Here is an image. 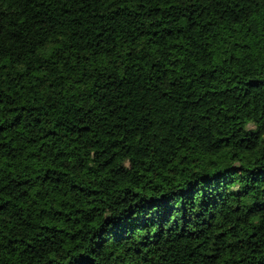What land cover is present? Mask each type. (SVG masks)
Listing matches in <instances>:
<instances>
[{
	"label": "trees",
	"instance_id": "obj_1",
	"mask_svg": "<svg viewBox=\"0 0 264 264\" xmlns=\"http://www.w3.org/2000/svg\"><path fill=\"white\" fill-rule=\"evenodd\" d=\"M0 264H264V0H0Z\"/></svg>",
	"mask_w": 264,
	"mask_h": 264
}]
</instances>
